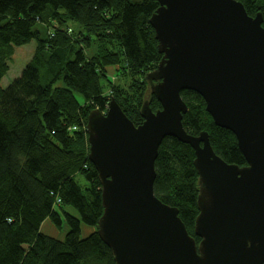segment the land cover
I'll return each mask as SVG.
<instances>
[{
	"label": "trees",
	"instance_id": "trees-1",
	"mask_svg": "<svg viewBox=\"0 0 264 264\" xmlns=\"http://www.w3.org/2000/svg\"><path fill=\"white\" fill-rule=\"evenodd\" d=\"M237 1L250 16H264V0ZM158 8V0H0V83L15 49L33 41L37 45L22 74L6 88L0 84V264H116L98 235L102 186L89 160L88 118L94 110L106 113L115 99L141 125L142 97L149 83L146 76L139 84L105 91L96 65L84 54L87 39L85 46L75 42L63 24L54 26L51 20H72L95 30L107 26L116 54H106L125 62L133 75H145L163 57L150 24ZM181 96L188 106L186 131L193 136L207 132L219 157L246 166L236 137L215 125L204 99L193 91ZM148 102L154 112L162 108L154 94ZM194 160L190 145L166 138L155 164L154 190L164 204L178 208L199 243L194 231L199 215ZM77 172L88 181V193L76 182ZM47 222L58 231L66 225L62 240L44 232Z\"/></svg>",
	"mask_w": 264,
	"mask_h": 264
},
{
	"label": "water",
	"instance_id": "water-1",
	"mask_svg": "<svg viewBox=\"0 0 264 264\" xmlns=\"http://www.w3.org/2000/svg\"><path fill=\"white\" fill-rule=\"evenodd\" d=\"M150 19L163 55L146 80L136 126L112 99L87 124L89 160L102 186L98 235L116 264H264V16L237 0H158ZM182 91L206 103L216 126L237 139L247 165L219 157L207 132L189 134ZM195 151L197 243L178 208L155 195L156 160L166 138Z\"/></svg>",
	"mask_w": 264,
	"mask_h": 264
},
{
	"label": "rangeland",
	"instance_id": "rangeland-1",
	"mask_svg": "<svg viewBox=\"0 0 264 264\" xmlns=\"http://www.w3.org/2000/svg\"><path fill=\"white\" fill-rule=\"evenodd\" d=\"M113 18L115 19L116 15H114ZM53 20L55 19H52L51 23L54 24V26L61 27V25L63 24L65 27H63L62 29H67L66 32L68 36L72 38L75 42H79L82 45H84L85 40L87 39L86 42L88 45L85 44L87 47L85 48L84 54L90 64L96 65V68L99 71L100 83L105 91H108L110 93L113 89V86L115 85L128 88L132 84L137 82V80L139 81L144 79L143 80L144 82L145 77L149 73L154 71V70L150 71L151 66L149 65L150 67L148 66L149 69L147 68L145 75L143 74L133 75V72L131 71L129 66L126 65L125 62L119 61L120 63H118L117 59L110 58L108 52L106 54V50L110 51L111 54H116V50L113 47V41L109 43V38L113 40V35L109 34L111 30H109L107 26L104 25L103 27L99 26L102 28L97 29L98 28L97 27L95 30V29H88L86 28L85 25L78 24L72 20L61 19L60 21L59 19V23L58 20L56 21ZM101 45H102V50H101ZM36 47H37L36 42L33 41L29 45L15 49L12 59L9 61L10 70L0 83L3 88L8 87V85H10L16 78H18L22 74L24 68L32 59ZM137 84L139 83L137 82ZM144 88H145L144 95L142 97L143 103L150 100L151 98V92L148 84ZM75 180L78 183V185L81 187V189L85 193H88L89 191L88 188H90L89 187L90 185L88 181L78 172L77 174H75ZM43 228H44V232H46L48 235L56 237L57 239L60 240L63 239L64 234L68 230L65 225L63 231H58L49 222H47ZM88 230L84 228L83 233L85 232L88 233Z\"/></svg>",
	"mask_w": 264,
	"mask_h": 264
}]
</instances>
